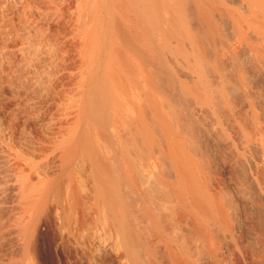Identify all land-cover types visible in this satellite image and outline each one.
Wrapping results in <instances>:
<instances>
[{
	"label": "bare ground",
	"instance_id": "obj_1",
	"mask_svg": "<svg viewBox=\"0 0 264 264\" xmlns=\"http://www.w3.org/2000/svg\"><path fill=\"white\" fill-rule=\"evenodd\" d=\"M0 78V264H60L53 237L65 264H249L224 198L264 168V0H0Z\"/></svg>",
	"mask_w": 264,
	"mask_h": 264
},
{
	"label": "rangeland",
	"instance_id": "obj_2",
	"mask_svg": "<svg viewBox=\"0 0 264 264\" xmlns=\"http://www.w3.org/2000/svg\"><path fill=\"white\" fill-rule=\"evenodd\" d=\"M3 79H1L0 78V141H2V140H4L3 142H5V143H7V142H10V141H12L11 139H13V135H12V131H11V128H9L8 129V126H6L5 124V122H7L8 120H10V118H11V114H10V112H11V109H12V105H14L15 104V102L14 101H12L11 99H12V97L11 98H9L10 97V94H9V91H8V89L6 88V87H3V86H5L4 85V83H1V82H3L2 81ZM2 84V85H1ZM240 93V92H239ZM10 102V104H9V102ZM11 102H13V103H11ZM8 103V104H7ZM11 113H13V112H11ZM11 116H10V115ZM8 116V117H7ZM10 117V118H9ZM7 118V119H6ZM9 118V119H8ZM12 119V118H11ZM9 122H11V120L10 121H8L7 122V125H9ZM19 126H21V125H19ZM18 128V127H17ZM21 127H19V129H17L16 130V132H17V134H23L22 135V137H25V140L27 139H29V133L26 131V130H24L23 129V125H22V128L20 129ZM7 129H8V131H7ZM12 132V133H10V131ZM19 130H21L20 132H19ZM10 133V134H9ZM8 134L10 135V140H9V136H8ZM25 134H27L26 136H25ZM216 137V136H215ZM3 138V139H2ZM216 139H218L217 137H216ZM258 139V141H260L259 140V138H257ZM8 140V141H7ZM219 140V139H218ZM218 140H216L215 141V143H217L218 142ZM7 141V142H6ZM30 141V139L28 140V141H26V143H28V144H32V143H30L29 142ZM215 143H212V146H211V149L212 150H215L214 148H213V146L215 147V148H217V146H216V144ZM260 143H261V141H260ZM262 144V143H261ZM264 145V144H263ZM210 147V146H209ZM248 148H250V147H248ZM247 148V153H250V154H253L254 152V154H256V149H254V148H250V150ZM263 148H264V146H263ZM256 150V151H255ZM258 152V151H257ZM253 154V155H254ZM247 162H243L242 163V170H240V171H242L241 172V174H240V184L238 185L239 186V188H238V191H239V196H240V198L242 197V200H244L243 201V203H242V205H240L241 203H239V202H237L234 198V194L233 193H231V191L229 190L228 191V193L226 194V195H228V196H225L226 198H224L225 199V202H226V204H228V206L226 207V208H229V209H227V211H228V214H229V216H230V228H231V230H229L228 231V233L226 232V238L228 239L227 241H228V243H230V247H234V246H237L239 249H241V250H245L246 251V257H247V259H246V261H248V263L249 264H264V197H261L260 196V194L258 193V190H256V189H258V187H260V188H262L263 186H264V168H258L257 170H255L254 171V176H255V180H259V181H256L257 183H258V187L257 188H255V186L252 184V181L250 180V178H248V171H249V167H248V165L246 166L245 164H246ZM211 164H213V163H211ZM214 167V166H213ZM260 169V170H259ZM243 170L244 171H246V172H243ZM244 173H245V175H244ZM233 177V176H232ZM247 180V181H246ZM250 183H249V182ZM252 185H253V187H252ZM244 189V190H243ZM255 189V190H254ZM241 191V192H240ZM244 194H243V193ZM230 193V194H229ZM246 194H247V196H246ZM233 195V196H232ZM242 195V196H241ZM245 196V197H244ZM234 197V198H233ZM229 198V199H228ZM247 198V199H246ZM232 199V200H231ZM246 200V201H245ZM228 202V203H227ZM246 203H248V204H246ZM250 205V206H249ZM242 206V207H241ZM241 207V208H240ZM240 208V209H239ZM231 214V215H230ZM243 220H245V221H243ZM242 221V223L241 224H239L240 222ZM237 222V223H236ZM243 222H246L245 224H243ZM250 222V223H249ZM236 225V226H235ZM238 225H240L241 227H242V229L239 231L236 227L238 226ZM244 225V226H243ZM248 225V226H247ZM244 227V228H243ZM236 229V230H235ZM232 232V235H233V238H235V239H233V240H235L234 242H233V240L230 238L231 237V233ZM235 232V233H234ZM51 234H52V231H51ZM229 236H228V235ZM246 235V236H245ZM247 236H248V238H247ZM85 237H87L86 235L83 237L82 236V240L85 238ZM246 239V240H245ZM82 240H80L82 243H85V242H87V240H88V238L83 242ZM221 241H223V242H225V240L222 238L221 239ZM220 241V242H221ZM191 242V241H190ZM223 242H221V243H223ZM100 243V244H99ZM103 244V242L101 241H98V245H96L97 247H96V249H97V251L99 250V251H103L102 249H103V247H104V245H103V247L101 246L102 244ZM220 243V244H221ZM4 244H6V243H4ZM4 244L2 243V244H0V246L2 247V246H4ZM94 244H97V242L95 241V243ZM239 244V245H238ZM0 247V248H1ZM8 247V243H7V245L6 246H4V248H7ZM93 247L95 248V246L93 245ZM101 247V248H100ZM241 247V248H240ZM52 248H53V252H54V254H55V259L57 260V261H59V263L61 264L62 263V261H63V264H65L66 263V260L64 261V258L66 259V257L65 256H63L65 253L63 252V255H62V248H61V246H60V244L58 243V241L56 240V238H54L53 237V239H52ZM74 248V247H73ZM73 248H72V246H71V248H70V250H72L73 252H74V250H73ZM244 248V249H243ZM61 251V252H59V250ZM5 249H3V250H1L0 249V251H2V253H7V251H8V249L6 250V251H4ZM4 251V252H3ZM98 251V252H99ZM244 251V252H245ZM1 252H0V256H1V254H2ZM59 255H58V254ZM100 253V252H99ZM103 253V252H102ZM64 257H61V255ZM4 255L2 254V256H1V258L3 257ZM203 257L204 256H202L201 254L198 256V259H200V260H198V262H197V264H199V262L200 261H202L203 260ZM61 259H63V260H61ZM202 259V260H201ZM203 262V261H202ZM202 262H200V264L202 263ZM252 262V263H251ZM225 264H229L228 262H225ZM245 264H247V262L245 263Z\"/></svg>",
	"mask_w": 264,
	"mask_h": 264
}]
</instances>
